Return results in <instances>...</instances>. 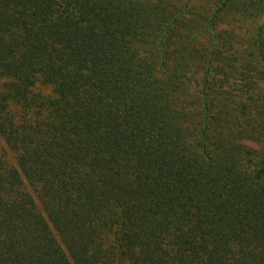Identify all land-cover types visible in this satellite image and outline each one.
Here are the masks:
<instances>
[{"label":"trees","instance_id":"16d2710c","mask_svg":"<svg viewBox=\"0 0 264 264\" xmlns=\"http://www.w3.org/2000/svg\"><path fill=\"white\" fill-rule=\"evenodd\" d=\"M0 264H264V0H0Z\"/></svg>","mask_w":264,"mask_h":264},{"label":"rangeland","instance_id":"374dc122","mask_svg":"<svg viewBox=\"0 0 264 264\" xmlns=\"http://www.w3.org/2000/svg\"><path fill=\"white\" fill-rule=\"evenodd\" d=\"M44 89V91L48 90V87H46L45 85H41Z\"/></svg>","mask_w":264,"mask_h":264}]
</instances>
